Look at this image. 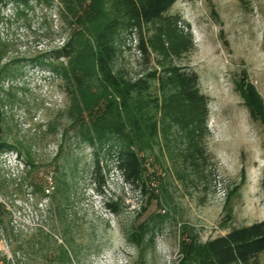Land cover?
<instances>
[{"label": "rangeland", "instance_id": "rangeland-1", "mask_svg": "<svg viewBox=\"0 0 264 264\" xmlns=\"http://www.w3.org/2000/svg\"><path fill=\"white\" fill-rule=\"evenodd\" d=\"M76 3L0 0V264H211L193 250L264 219V0H175L141 26L105 2L117 77L159 105L174 89L160 80L195 73L208 98L193 143L151 103L140 186L112 154L118 134L97 140L100 124L72 105L61 67Z\"/></svg>", "mask_w": 264, "mask_h": 264}, {"label": "trees", "instance_id": "trees-1", "mask_svg": "<svg viewBox=\"0 0 264 264\" xmlns=\"http://www.w3.org/2000/svg\"><path fill=\"white\" fill-rule=\"evenodd\" d=\"M106 1L77 0L73 10L71 4L66 5L65 10L79 21L77 20L64 49L62 56L67 61L61 71L67 83L75 89L72 96L73 107H81L87 112L90 117L88 122L100 124L95 131L97 140L108 141L114 133L118 134V145H113L112 154L123 178L140 186L145 169L142 153L146 148L152 147L158 130L156 113H149L153 109L151 103L156 109L161 107L168 118L184 120L188 124L193 143L195 131L207 116L208 98L200 93L199 79L195 73L177 70L166 78V82L161 78L160 82L165 85L169 83L174 89L166 94V89H162L163 101L159 105L157 97L146 101L142 95L148 85L141 86L140 83L127 82L117 77L111 68L115 55L111 40L117 19L108 16L105 11ZM123 1L129 19L138 26L159 19L175 2ZM107 109H110V113L106 120L93 121L97 118L96 115ZM193 152L198 153L196 147ZM261 188L264 194V170ZM263 251L264 219L211 239L201 248L194 249L192 255L211 264H260L258 256ZM180 264L200 263L186 258Z\"/></svg>", "mask_w": 264, "mask_h": 264}]
</instances>
